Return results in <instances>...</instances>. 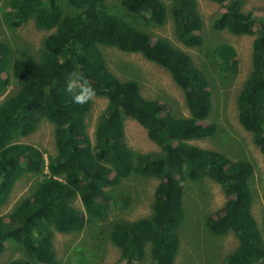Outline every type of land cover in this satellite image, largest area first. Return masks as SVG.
<instances>
[{
    "label": "trees",
    "instance_id": "1",
    "mask_svg": "<svg viewBox=\"0 0 264 264\" xmlns=\"http://www.w3.org/2000/svg\"><path fill=\"white\" fill-rule=\"evenodd\" d=\"M222 5L212 20L217 31L253 36V69L238 98L239 121L253 135L264 156V18L244 12L245 0H209ZM9 0L6 20L13 29L34 20L52 32L39 60L23 57L12 63L10 46L0 39V97L11 78L19 90L0 102V257L11 244L22 253L8 264H61L54 238L81 232L87 223L107 219L115 188L131 176L159 180L153 214L121 221L110 239L121 252V263L137 264L149 253L151 264H176L181 228L186 218L185 182L213 180L226 204L205 220L217 236L230 232L239 240L225 264H264V237L253 213L251 179L255 165L191 142L212 138L218 125L213 112L212 83L192 57L168 38L153 37L145 27L163 26L171 14L176 38L189 48L205 46L204 21L198 0ZM101 46L142 55L166 69L185 95L190 116L165 110L159 100L142 94L139 83L122 80L108 68ZM225 71H232L236 52L230 45L215 48ZM13 64V66H12ZM13 70L10 73V70ZM69 74L83 75L95 90L83 105L65 91ZM108 100L92 142L87 119L93 99ZM139 123L160 152L135 153L126 137V120ZM46 120L55 127L56 155L45 153L20 137L33 134ZM35 176L31 193L7 213L16 184ZM81 201L88 219L76 202Z\"/></svg>",
    "mask_w": 264,
    "mask_h": 264
},
{
    "label": "rangeland",
    "instance_id": "2",
    "mask_svg": "<svg viewBox=\"0 0 264 264\" xmlns=\"http://www.w3.org/2000/svg\"><path fill=\"white\" fill-rule=\"evenodd\" d=\"M65 13H71L67 0H58ZM113 10L120 0H106ZM169 4V0H166ZM199 11L204 21L203 35L205 46L189 48L178 41L174 31L171 14L165 25H148L145 29L155 38H168L176 47L187 52L195 65L204 70L209 77L213 94V112L211 120L218 125V131L212 138L191 142L206 149L220 151L233 160H248L255 165V174L251 179L254 193L253 213L264 237V156L254 144L253 135L247 132L239 121L238 98L253 69V36H235L228 31H217L212 20L223 12L222 5L209 0H198ZM9 0H0V39L10 46L12 63L24 56L39 60L43 52L45 39L52 33L37 27L31 20L19 28L13 29L7 23L6 12ZM244 12H252L257 19L264 18V0H245ZM221 44L230 45L236 52L232 71H225L214 56L215 48ZM110 71L122 80L139 83L142 94L148 99L159 100L166 111L176 116H190L182 89L174 82L170 73L149 61L140 54H130L118 49L101 46ZM12 64V66H13ZM12 69L10 73H12ZM0 102L14 95L18 85L11 78ZM108 100L93 99V107L88 115V133L92 142L99 120L105 112ZM127 143L135 153L160 152V148L151 142L146 130L136 121L126 120ZM20 143L32 144L41 149L46 156L56 155L55 127L44 120L41 126L30 136L17 139ZM35 176L23 177L15 186L10 202L1 210L9 212L16 203L31 193ZM159 180L138 175L131 176L115 188L113 206L108 218L88 222L78 233H56L55 249L61 264H119L121 252L110 239L112 226L121 221H137L153 214V203ZM185 185L186 218L181 228V249L176 264H225V258L239 246L235 233L225 236L211 233L205 226L207 216L226 204L222 187L213 180L191 181ZM76 207L88 219L81 201ZM18 248L9 244L0 257V264H8L21 259ZM137 264H151L149 248L143 260Z\"/></svg>",
    "mask_w": 264,
    "mask_h": 264
},
{
    "label": "clouds",
    "instance_id": "3",
    "mask_svg": "<svg viewBox=\"0 0 264 264\" xmlns=\"http://www.w3.org/2000/svg\"><path fill=\"white\" fill-rule=\"evenodd\" d=\"M65 91L71 94L72 102L79 105L88 103L95 95V90L88 79L76 74H69L65 82Z\"/></svg>",
    "mask_w": 264,
    "mask_h": 264
}]
</instances>
